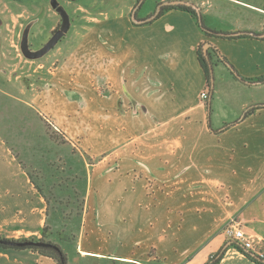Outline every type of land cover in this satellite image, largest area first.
I'll list each match as a JSON object with an SVG mask.
<instances>
[{"label": "crops", "instance_id": "obj_1", "mask_svg": "<svg viewBox=\"0 0 264 264\" xmlns=\"http://www.w3.org/2000/svg\"><path fill=\"white\" fill-rule=\"evenodd\" d=\"M133 6L127 7L128 13L100 9L99 17H84L88 22L80 23L83 32L66 61L51 73L48 87L35 95L38 112L52 118L67 144L79 155L98 161V167L110 165L117 157L122 169L181 167L186 172L177 180L187 185L209 170L208 175L225 186V194L235 202L234 218L264 245V108L245 118L251 106L264 104V83H243L217 63L231 76L220 71L213 98L218 95L220 102L227 101L234 88L242 85L252 86V94L260 92L263 97L242 102V115L222 122L220 128L213 125L211 116L209 126L207 100L201 99L208 93L207 79L198 59L200 46L210 40L242 77L263 78L264 37L208 38L191 14L178 9L138 26L130 18ZM251 8L264 16L261 6ZM232 28L226 32H239ZM247 31L263 34L256 29ZM226 125L231 127L221 133ZM175 138L182 140L172 149ZM86 165L88 187L96 180L88 168L96 163ZM112 197L107 193L99 199L104 202L98 212L101 224L82 226L70 264H205L227 241L223 229L228 222L220 225L219 235L198 243L207 229L185 219L191 213L182 220L176 213L161 214L158 208L150 214L147 210L136 214L135 225L116 231L109 224L133 213H128L130 205L124 202L147 200L145 195H115L123 203L112 213L114 209L106 204ZM95 200L87 190L85 206L91 207L89 202ZM83 212L86 215L87 209ZM106 216L110 219L105 220ZM167 216L172 217L170 223ZM152 219L157 225H151ZM46 221L42 219L37 230L28 231L38 235L34 239L42 238ZM197 232L200 235L187 243L186 235ZM139 238L145 240L142 246ZM0 264L56 263L32 250L0 249Z\"/></svg>", "mask_w": 264, "mask_h": 264}, {"label": "rangeland", "instance_id": "obj_2", "mask_svg": "<svg viewBox=\"0 0 264 264\" xmlns=\"http://www.w3.org/2000/svg\"><path fill=\"white\" fill-rule=\"evenodd\" d=\"M135 1L81 0L77 4H70L64 0H0V237L34 239L38 235L28 231L37 230L39 222L47 218L53 234L49 239L56 242L72 261L71 250L81 236L82 226L102 223L103 218L98 212L99 206L104 202L99 199L107 193L113 195V200L106 202L110 203V209H114L112 213L123 203L116 200L115 195L129 194L138 198L145 195L147 200L124 202L130 205L127 207L128 213H133L128 214V217H117L116 221L109 224L116 231L121 227L125 229L124 226L135 225L136 214L146 210L150 214L158 208L161 214L176 213L182 220L184 214L191 213L192 216L188 218L185 215V219L207 229V232L201 233L200 243L206 238L219 235L221 224L228 222V225L229 220H236L233 216L237 208L235 202L225 194V186L208 175L209 170L203 172L197 182L187 185L177 180L186 172L181 167L164 166L141 170L138 166L122 169L118 157L110 165L98 167V161L76 153V149L67 144L52 118L41 115L37 110L35 95L48 87L47 80L51 78V73H55V68L66 61L76 39L83 32L80 23L88 22L84 17H99L100 9H112L117 14L122 11L128 13L127 7L133 6ZM159 1H188L195 4L204 15L206 27L212 31H232L234 26L239 32H249L247 29L250 28L264 35V16L251 8L261 6L264 9V0H148L141 16L149 10L154 11ZM54 6H60L67 12L66 6L75 19L74 22L79 24L73 23L72 31L67 32L56 49L45 57L29 60L24 56L22 46L20 51L24 31L31 25L28 39L30 50L31 37L40 35L36 45L45 42L59 19ZM44 24H47L48 30L42 37L41 28ZM220 71L225 76H231L224 65L216 64L215 85L220 79ZM253 92L252 86L242 85L241 89L234 88V92L227 96V101L220 102L218 95H215L212 105L213 125L220 128L239 118L242 115L239 112L242 102L248 98L263 97L260 92L256 95ZM181 140L182 138L172 140V149H177ZM211 143L213 142L209 141ZM86 163H96V166L88 168L91 176H96L95 184L90 183L89 188L85 182ZM34 184L41 187L43 192ZM87 190L96 198L89 202L91 207H86V201H83ZM85 208L86 215L83 212ZM167 218L170 223L172 217ZM104 219L110 218L106 216ZM152 222V226L158 223L154 219L150 223ZM101 235L100 240L103 241L105 236ZM199 235V232L187 234L186 242L189 239L193 242ZM179 236L180 234L177 241ZM138 241L139 246H142L145 240L139 238ZM228 242L231 240L225 243ZM227 249L223 245L225 252ZM220 264L252 263L237 250L229 249Z\"/></svg>", "mask_w": 264, "mask_h": 264}, {"label": "trees", "instance_id": "obj_3", "mask_svg": "<svg viewBox=\"0 0 264 264\" xmlns=\"http://www.w3.org/2000/svg\"><path fill=\"white\" fill-rule=\"evenodd\" d=\"M172 9H178L181 11H185L189 14L192 15V17L196 20L198 27L201 29V31L210 37H216V38H222V39H240V38H257L259 37L256 33L254 32H248V33H253V35L251 34H245L242 36H238V37H233L231 36V34L233 33H227V32H218V31H212L210 29H208L206 27V25L203 23H200V21L197 18L196 13L188 7H184V6H177V7H169L167 9H165V11L168 10H172ZM164 11V12H165ZM163 15V13L161 14ZM135 25V24H134ZM210 60L212 62V66L214 67L217 63H222L224 64L227 68H229V70L231 71V73L237 77V79H240L243 83H248V84H263L264 83V77L263 78H257V79H246L244 77H242L240 74H238V72L236 71V69L230 64V62L227 60V58H225L224 56H222L218 50H216L215 48V54L214 55H209ZM198 59L199 62L201 64V67L205 73L206 79H207V89H208V99H207V109H208V121H209V126H211V116H212V101H213V92L211 90V74H210V66L209 63L207 62V60L205 59V57L202 54V46H200L199 48V52H198ZM216 59V60H215ZM264 108V104H260V105H256L254 107H251L245 115V118L253 115L257 110ZM229 127H231V125H226L224 128H222L220 130V132H224L226 131ZM212 128V127H211ZM30 176V175H29ZM32 176V175H31ZM35 187L39 190L42 191L41 187L37 186L36 184H34ZM42 194V193H41ZM46 198V197H44ZM50 227L48 225V219L46 221V224L44 226L43 229H41V235L42 238L41 239H23V240H14V239H7L5 237H0V249L1 250H32L35 252L40 253L42 256L47 257L52 259L56 264H70L69 263V258L67 257L66 253L64 252V250L53 240H50L49 238L53 235L50 232ZM60 235V233L58 234ZM45 242V243H49L54 245L55 247H51V248H39V247H26V248H18L16 246H14L16 243H21V242ZM231 245L228 247L227 250L229 249H235L237 250L239 253H241L242 255H244L249 261H251L254 264H258L257 261V257L254 255V253L248 251L247 249H245L240 243L235 242V241H231L230 242ZM227 243H225L226 245ZM224 245V246H225ZM226 250V252H227ZM223 248L220 249L217 253L211 255L208 259V261L205 264H220V262L222 261L225 253H226Z\"/></svg>", "mask_w": 264, "mask_h": 264}, {"label": "water", "instance_id": "obj_4", "mask_svg": "<svg viewBox=\"0 0 264 264\" xmlns=\"http://www.w3.org/2000/svg\"><path fill=\"white\" fill-rule=\"evenodd\" d=\"M162 6H172V7H177V6H185V7H189V8H192L193 10H195L197 12V15H198V19L200 21V23H203V19H202V14H201V11H200V8L198 6H196L195 4L191 3V2H187V1H170V2H165L163 3L157 10L156 14L149 18V19H146V20H137L136 17H135V14H133V17H132V21L133 23L137 24L138 26H141V25H145V24H148V23H151L153 21H155L157 19V17L159 16L160 14V11H161V7ZM63 16L64 18V25L62 27L61 30L57 31L55 33V35L52 37V39L43 47L41 48L40 50L38 51H31L29 49V33H30V29H31V25H28L24 31V34H23V40H22V51H23V54L24 56L29 59V60H39L43 57H45L55 46H57V44L59 43V41L62 40L63 37H65L69 27H70V23H69V17L67 15V13L65 12V10L61 7H58V6H54ZM245 34H251V33H248V32H237V33H233L231 34V36L233 37H238V36H242V35H245ZM253 35V33L251 34ZM259 37H264V35H260ZM213 46L211 43L209 42H206L203 46L204 48V51H205V54L207 56V60L209 62V66H210V74H211V90L213 92V89H214V86H215V77H214V68L212 66V63L207 55V50ZM231 245V243H228L226 245V248L229 247ZM14 246L18 247V248H26V247H39V248H51V247H55L54 245L52 244H49V243H45V242H33V241H30V242H21V243H16Z\"/></svg>", "mask_w": 264, "mask_h": 264}, {"label": "flooded vegetation", "instance_id": "obj_5", "mask_svg": "<svg viewBox=\"0 0 264 264\" xmlns=\"http://www.w3.org/2000/svg\"><path fill=\"white\" fill-rule=\"evenodd\" d=\"M14 1H19V0H14ZM65 2H67V3H70V4H77L78 2H80L81 0H64ZM147 1L148 0H136L135 1V4H134V6H133V8H132V10H131V12H130V18H131V20H132V17H133V14H135V17H136V19L137 20H146V19H149V18H151V17H153L155 14H156V12H157V10H158V8L163 4V3H165V2H170V1H165V2H158L157 4H156V7H155V10L154 11H147V12H145L144 13V15L143 16H141V13L143 12V10H144V7H145V5L147 4ZM188 2V1H187ZM58 7H60V6H58ZM65 7V9L67 10V15H68V17H69V23H70V27H69V29H68V33H70V31H72V29H73V27H74V25H73V23H74V18H73V16H72V14L70 13V11L68 10V8L66 7V6H64ZM169 7H172V6H162L161 7V11H160V14H159V16L157 17V18H159L160 16H161V14L162 13H164V11H165V9H167V8H169ZM185 7V6H184ZM189 8V7H188ZM192 9V8H191ZM193 10V9H192ZM195 13H196V15H197V12L195 11V10H193ZM56 16H58L59 17V19L57 20V22H56V25H55V27L54 28H52L51 30H50V36H48V38H47V40L45 41V42H43V43H41L40 45H36L37 44V42H38V37L40 36V35H38V36H35V37H31V39H30V48H31V50H34V51H37V50H39V49H41V48H43L50 40H51V38L54 36V34L57 32V31H59V30H61L62 29V27H63V25H64V18H63V16H62V14L56 9ZM197 18H198V15H197ZM202 19H203V22H204V15L202 14ZM199 20V19H198ZM133 22V21H132ZM133 24H135V23H133ZM204 24H205V22H204ZM135 25H137V24H135ZM208 28V27H207ZM42 29V34H41V36L42 37H44V33H45V31H47L48 30V26H47V24H44V26L41 28ZM209 29V28H208ZM222 32V31H221ZM207 36V35H206ZM208 38H215V37H210V36H207ZM42 39V38H41ZM206 42H209L210 43V41H206ZM205 42V43H206ZM59 43H60V41H59ZM58 43V44H59ZM204 43V44H205ZM204 44H203V46H204ZM203 46H202V54H203V56L205 57V59L207 60V56H206V54H205V51H204V48H203ZM56 47L57 46H55L52 50H54V49H56ZM20 51H21V44H20ZM214 55L215 54V48L213 47V46H211L208 50H207V55H208V57H209V55ZM209 59H210V57H209ZM211 61V60H210ZM207 62H208V60H207ZM209 63V62H208ZM212 63V62H211ZM214 68V67H213Z\"/></svg>", "mask_w": 264, "mask_h": 264}, {"label": "built area", "instance_id": "obj_6", "mask_svg": "<svg viewBox=\"0 0 264 264\" xmlns=\"http://www.w3.org/2000/svg\"><path fill=\"white\" fill-rule=\"evenodd\" d=\"M201 99L206 101L208 94L205 92ZM223 235L227 240L240 243L245 249L254 253L258 264H264V245L263 241L254 235L247 233L244 224L239 220H231L223 229Z\"/></svg>", "mask_w": 264, "mask_h": 264}]
</instances>
